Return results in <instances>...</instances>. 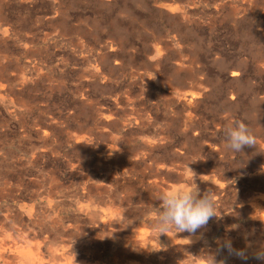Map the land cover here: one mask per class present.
Wrapping results in <instances>:
<instances>
[{
    "label": "rangeland",
    "instance_id": "1",
    "mask_svg": "<svg viewBox=\"0 0 264 264\" xmlns=\"http://www.w3.org/2000/svg\"><path fill=\"white\" fill-rule=\"evenodd\" d=\"M183 187L215 214L161 234L158 196ZM262 248L264 0H0V264H264Z\"/></svg>",
    "mask_w": 264,
    "mask_h": 264
},
{
    "label": "clouds",
    "instance_id": "2",
    "mask_svg": "<svg viewBox=\"0 0 264 264\" xmlns=\"http://www.w3.org/2000/svg\"><path fill=\"white\" fill-rule=\"evenodd\" d=\"M223 131L227 149L241 152L245 145H255L253 133L242 121L227 125ZM158 200L161 203L156 226L161 234L170 229L195 233L215 214V201L211 194L205 193L201 196L187 187L161 192ZM237 254L243 255L242 252ZM257 259L264 260V248L257 252Z\"/></svg>",
    "mask_w": 264,
    "mask_h": 264
},
{
    "label": "crops",
    "instance_id": "3",
    "mask_svg": "<svg viewBox=\"0 0 264 264\" xmlns=\"http://www.w3.org/2000/svg\"><path fill=\"white\" fill-rule=\"evenodd\" d=\"M6 261V260H5ZM31 264V263H30ZM33 264V263H32ZM76 264H88V263H84V262H77Z\"/></svg>",
    "mask_w": 264,
    "mask_h": 264
},
{
    "label": "bare ground",
    "instance_id": "4",
    "mask_svg": "<svg viewBox=\"0 0 264 264\" xmlns=\"http://www.w3.org/2000/svg\"><path fill=\"white\" fill-rule=\"evenodd\" d=\"M47 227V226H46Z\"/></svg>",
    "mask_w": 264,
    "mask_h": 264
}]
</instances>
